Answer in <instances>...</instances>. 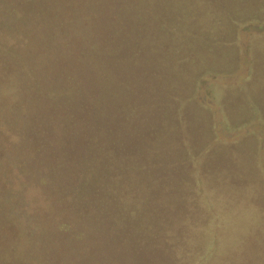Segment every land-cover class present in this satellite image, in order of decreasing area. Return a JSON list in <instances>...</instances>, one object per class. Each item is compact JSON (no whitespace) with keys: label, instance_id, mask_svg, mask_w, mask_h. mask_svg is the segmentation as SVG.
<instances>
[{"label":"trees","instance_id":"trees-1","mask_svg":"<svg viewBox=\"0 0 264 264\" xmlns=\"http://www.w3.org/2000/svg\"><path fill=\"white\" fill-rule=\"evenodd\" d=\"M263 151L264 0H0V264H264Z\"/></svg>","mask_w":264,"mask_h":264},{"label":"rangeland","instance_id":"rangeland-1","mask_svg":"<svg viewBox=\"0 0 264 264\" xmlns=\"http://www.w3.org/2000/svg\"><path fill=\"white\" fill-rule=\"evenodd\" d=\"M253 32H255V29H253V28H249V29L245 28L239 33L240 34V47H241V50H242V57H243V69H242L239 77H237V78H235L233 80L231 79V80H218V81H221L223 83H236L237 84L241 80H245L246 79L247 73L249 71V67L252 65V63L250 62L249 58H252V57L255 58L256 57V54H254V56H252V54H251V55H248V58H247V53H246V49H247V46H248L249 35H250V33H253ZM210 82L212 83L213 81L211 79H205L203 81V84L206 85V84H208ZM218 121H219V115L216 117V122H218ZM261 156H262V161H263V164H264V151L262 152ZM227 228H229V227H227ZM229 229L230 230L232 229L231 232H233V234L235 236H237L238 234H240L243 231V226L238 223V224H236L235 227L231 226ZM220 253L221 254L223 253L222 250L220 251Z\"/></svg>","mask_w":264,"mask_h":264}]
</instances>
